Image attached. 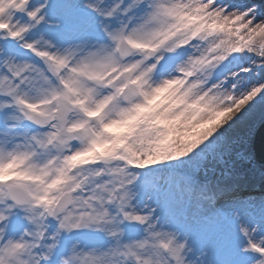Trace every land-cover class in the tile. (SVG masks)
<instances>
[{
    "label": "snow or ice",
    "instance_id": "snow-or-ice-1",
    "mask_svg": "<svg viewBox=\"0 0 264 264\" xmlns=\"http://www.w3.org/2000/svg\"><path fill=\"white\" fill-rule=\"evenodd\" d=\"M257 113L264 0H0V264H264Z\"/></svg>",
    "mask_w": 264,
    "mask_h": 264
},
{
    "label": "water",
    "instance_id": "water-1",
    "mask_svg": "<svg viewBox=\"0 0 264 264\" xmlns=\"http://www.w3.org/2000/svg\"><path fill=\"white\" fill-rule=\"evenodd\" d=\"M262 129H261V132H259L260 133V135L262 136L263 135V130H264V125H263V127H261Z\"/></svg>",
    "mask_w": 264,
    "mask_h": 264
},
{
    "label": "bare ground",
    "instance_id": "bare-ground-1",
    "mask_svg": "<svg viewBox=\"0 0 264 264\" xmlns=\"http://www.w3.org/2000/svg\"><path fill=\"white\" fill-rule=\"evenodd\" d=\"M258 115H259V113L256 114V116L254 117V119H257V118H258V117H257Z\"/></svg>",
    "mask_w": 264,
    "mask_h": 264
},
{
    "label": "rangeland",
    "instance_id": "rangeland-1",
    "mask_svg": "<svg viewBox=\"0 0 264 264\" xmlns=\"http://www.w3.org/2000/svg\"><path fill=\"white\" fill-rule=\"evenodd\" d=\"M260 119H261V116L259 117ZM255 123V125H257V121L256 122H254Z\"/></svg>",
    "mask_w": 264,
    "mask_h": 264
}]
</instances>
